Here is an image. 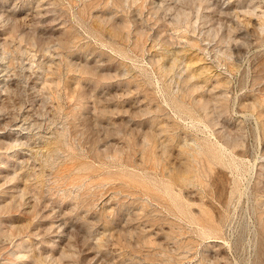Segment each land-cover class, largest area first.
Returning <instances> with one entry per match:
<instances>
[{
	"label": "rangeland",
	"instance_id": "rangeland-1",
	"mask_svg": "<svg viewBox=\"0 0 264 264\" xmlns=\"http://www.w3.org/2000/svg\"><path fill=\"white\" fill-rule=\"evenodd\" d=\"M0 264H264V0H0Z\"/></svg>",
	"mask_w": 264,
	"mask_h": 264
}]
</instances>
